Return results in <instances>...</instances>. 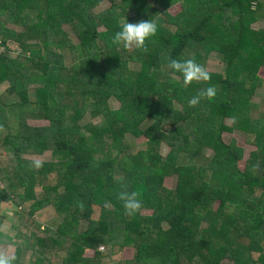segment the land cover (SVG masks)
Segmentation results:
<instances>
[{"label": "trees", "instance_id": "1", "mask_svg": "<svg viewBox=\"0 0 264 264\" xmlns=\"http://www.w3.org/2000/svg\"><path fill=\"white\" fill-rule=\"evenodd\" d=\"M149 18L159 30L146 50L113 43L123 22ZM262 19L264 0H0L3 253L15 264H264V112L249 101L262 83L264 27L252 28ZM211 53L224 66L208 81L185 86L169 67H205ZM209 86L212 99L188 104ZM232 126L255 145L242 168L243 148L223 138ZM124 190L142 201L135 215ZM1 202L16 208L7 231ZM47 206L60 220L41 228ZM122 246L136 253L121 260Z\"/></svg>", "mask_w": 264, "mask_h": 264}, {"label": "rangeland", "instance_id": "2", "mask_svg": "<svg viewBox=\"0 0 264 264\" xmlns=\"http://www.w3.org/2000/svg\"><path fill=\"white\" fill-rule=\"evenodd\" d=\"M106 5H107L106 3H103L100 7H98V9L103 8ZM179 8H180L179 4L173 5L169 9V13L174 14L179 10ZM161 10L165 11V9L163 10V8ZM8 26L12 29H21L20 27L14 24H9ZM63 27L64 30L67 32L66 33L67 37L73 43H78V39L73 33L71 27L67 24H65ZM257 27H264V19L252 23V28H257ZM66 61H69V56H67ZM223 66H224L223 62L216 56L215 53L214 54L211 53L210 55H208V57L205 60V69L208 71H222ZM258 75L261 77L262 83L258 87H256L254 93L252 94L249 100L251 102L250 105L254 117H258L261 112H264V66L260 68ZM4 87H5L4 84L0 85V92L3 91ZM109 104L112 108H117L120 105L119 101L113 97L109 99ZM97 119L98 118L95 117L93 121H97ZM38 123H43V122L39 121ZM226 123L228 125H231L232 120L226 119ZM223 138L226 142H229L231 139H234L236 143L243 148V159L240 161V166L242 168L244 166L245 158L249 156L250 151L255 149V145L248 141L247 133L244 130L240 128H236L234 126H232L231 130L223 132ZM144 140H145L144 137H140L139 139L133 140V146L134 147L140 146L144 142ZM168 149H169L168 146L165 143H163L161 145V154L165 155ZM203 153L205 155H211V150L205 148ZM175 183H176L175 175L167 176L164 178V184L169 188H173L175 186ZM1 209L3 213H5V215L7 216L4 219L2 229L4 231H7L11 221L9 217L13 215V212L16 208L11 202H1ZM149 212H150L149 210L144 211V213H149ZM98 214H99V208L96 207L92 215L93 220H96L98 218ZM34 217L35 220L39 222V224L41 225V228L44 226L55 227L60 220L57 212L52 206H47L37 211ZM86 225L87 222L85 224V227ZM5 246L6 244H0V253L4 252V250L6 249ZM99 249L102 250L104 248L102 245H99ZM115 249H116V254L121 260L130 259L136 253L133 247H128V246L116 247ZM116 261L117 259H114L112 262L115 263ZM221 264H234V263L230 259H223L221 261Z\"/></svg>", "mask_w": 264, "mask_h": 264}, {"label": "clouds", "instance_id": "3", "mask_svg": "<svg viewBox=\"0 0 264 264\" xmlns=\"http://www.w3.org/2000/svg\"><path fill=\"white\" fill-rule=\"evenodd\" d=\"M159 30L158 23L153 19L140 20L136 23L123 22L119 30L112 37L114 44L123 45L124 47H135L136 49L146 50L145 45L148 40L154 37ZM170 69L179 73L183 77L185 86L191 85L194 81L210 80V73L203 65L194 59H171L169 62ZM216 95L214 86L199 91L196 95L188 100L190 106L197 105L202 97L212 99ZM36 168L42 166V161L36 159L33 161ZM118 198L123 202L124 211L127 215H135L142 206V201L137 198V193L127 190L121 191ZM16 257L7 253H0V264H15Z\"/></svg>", "mask_w": 264, "mask_h": 264}]
</instances>
